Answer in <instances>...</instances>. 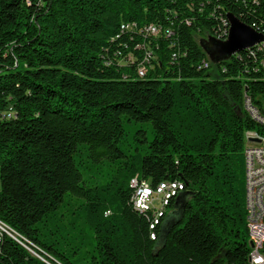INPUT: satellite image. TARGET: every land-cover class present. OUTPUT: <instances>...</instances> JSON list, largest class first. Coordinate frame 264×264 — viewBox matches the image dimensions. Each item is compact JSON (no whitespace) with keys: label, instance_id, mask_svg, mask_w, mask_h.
Masks as SVG:
<instances>
[{"label":"trees","instance_id":"trees-1","mask_svg":"<svg viewBox=\"0 0 264 264\" xmlns=\"http://www.w3.org/2000/svg\"><path fill=\"white\" fill-rule=\"evenodd\" d=\"M227 13L264 34V0H0V221L20 240L0 237V264H249L264 50L213 62L201 39H225ZM134 178L190 196L151 229Z\"/></svg>","mask_w":264,"mask_h":264},{"label":"built area","instance_id":"built-area-1","mask_svg":"<svg viewBox=\"0 0 264 264\" xmlns=\"http://www.w3.org/2000/svg\"><path fill=\"white\" fill-rule=\"evenodd\" d=\"M221 25L218 31L226 33L229 20L226 17L220 19ZM122 30L135 29L136 24H122ZM142 32L146 38L158 36L161 28L155 24L145 25ZM139 49H144L142 61L138 67L139 74H144L147 64L154 58L153 53L145 48L144 44H138ZM264 50V41L255 44V53ZM133 54L128 56L127 61H134ZM125 61V62H127ZM209 62L204 61L203 66L208 67ZM244 108L251 118L259 125L264 127V116L259 115V107L253 102L252 98L244 95ZM11 113H8L10 115ZM245 135L252 136V143H245V170H246V206H247V225L249 230V243L251 251L249 254V264H264V155L255 150V142L264 141V131L249 129ZM131 185L135 188L133 204L135 208L151 219L150 228L155 229L160 223V218L164 214L166 206L171 198L178 195L184 188L180 180H165L156 186H151L149 182L132 179ZM158 201V206H155ZM0 234H8L14 239H18L13 229L5 223L0 226ZM151 237L156 238L155 231L151 232Z\"/></svg>","mask_w":264,"mask_h":264},{"label":"water","instance_id":"water-1","mask_svg":"<svg viewBox=\"0 0 264 264\" xmlns=\"http://www.w3.org/2000/svg\"><path fill=\"white\" fill-rule=\"evenodd\" d=\"M227 18L230 28L226 39H218L214 36L201 39L202 47L213 62L227 59L264 40V34L242 21L234 13H227ZM171 219L170 216L166 218L163 229L169 225Z\"/></svg>","mask_w":264,"mask_h":264},{"label":"rangeland","instance_id":"rangeland-1","mask_svg":"<svg viewBox=\"0 0 264 264\" xmlns=\"http://www.w3.org/2000/svg\"><path fill=\"white\" fill-rule=\"evenodd\" d=\"M189 196H190V193L187 192V191L181 190V191L179 192L178 197H177V205H176L175 210L173 211V213H179V212H180V210H181V209H180L181 205H182L185 201H187V199L189 198ZM154 205H155V206H158V201H155ZM173 213H172V214H169V216L172 217L173 220H175L177 215H175V214H173ZM173 220H172V221H173Z\"/></svg>","mask_w":264,"mask_h":264},{"label":"bare ground","instance_id":"bare-ground-1","mask_svg":"<svg viewBox=\"0 0 264 264\" xmlns=\"http://www.w3.org/2000/svg\"><path fill=\"white\" fill-rule=\"evenodd\" d=\"M229 28H230V24H229V26H227V36H226V38L228 37V34H229ZM217 38V37H216ZM225 38V39H226ZM218 39H220V38H218ZM255 46V45H254ZM254 46H252V47H250V48H248V49H252ZM247 50V49H246ZM259 115H261L260 113H259ZM262 116V115H261ZM246 141H247V143H252V136H250V135H246ZM255 150H257L258 152H260L261 154H263L264 155V141H259V142H255ZM0 226H5V224L2 222V221H0ZM3 234H0V237L2 236Z\"/></svg>","mask_w":264,"mask_h":264}]
</instances>
